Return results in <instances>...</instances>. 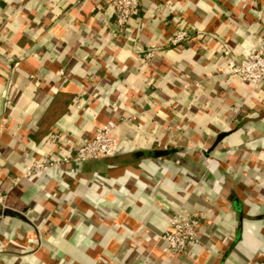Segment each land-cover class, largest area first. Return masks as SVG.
I'll return each instance as SVG.
<instances>
[{"label": "crops", "instance_id": "1", "mask_svg": "<svg viewBox=\"0 0 264 264\" xmlns=\"http://www.w3.org/2000/svg\"><path fill=\"white\" fill-rule=\"evenodd\" d=\"M263 31L264 0H140L123 27L105 0H0V188L18 213L0 212V264H264V83L227 72ZM110 119L116 155L22 175ZM176 213L200 232L172 255Z\"/></svg>", "mask_w": 264, "mask_h": 264}, {"label": "built area", "instance_id": "2", "mask_svg": "<svg viewBox=\"0 0 264 264\" xmlns=\"http://www.w3.org/2000/svg\"><path fill=\"white\" fill-rule=\"evenodd\" d=\"M106 5L113 9L114 19L118 26L123 27L128 20L136 16L140 10V0H105ZM190 28L177 27L166 44L179 46L190 37ZM154 49L146 52L145 58H151ZM232 76L255 86L264 83V31L258 45L253 47L246 56L238 62L232 63L227 71ZM117 122L108 120L103 126L95 130L71 153H54L46 155L32 162L23 171L24 177L35 176L42 171L58 167L68 162H80L114 155L119 150V140L115 134ZM56 136L50 140L55 142ZM5 194L0 188V203L4 202ZM200 216L194 213H176L170 219L167 228L160 238L166 243L168 252L172 255L184 254L192 244L199 242Z\"/></svg>", "mask_w": 264, "mask_h": 264}, {"label": "water", "instance_id": "3", "mask_svg": "<svg viewBox=\"0 0 264 264\" xmlns=\"http://www.w3.org/2000/svg\"><path fill=\"white\" fill-rule=\"evenodd\" d=\"M224 136V133H220L218 134L217 136V141ZM173 150L172 149H154V150H151L150 151V154L152 156H156V157H160V156H165L169 153H171ZM144 152H137L136 155H142ZM116 155V154H114ZM114 155H111V156H114ZM111 156H106V157H111ZM106 157H102V158H98V159H93V160H100V159H103V158H106ZM80 162H83V161H80ZM80 162H76V163H80ZM0 212L4 215H15V214H18L16 212H14L13 210H10L9 208H6L5 207V201L0 203Z\"/></svg>", "mask_w": 264, "mask_h": 264}]
</instances>
